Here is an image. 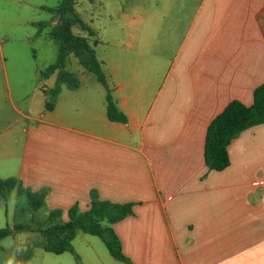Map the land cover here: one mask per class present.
Masks as SVG:
<instances>
[{
    "label": "crops",
    "instance_id": "0c3cea01",
    "mask_svg": "<svg viewBox=\"0 0 264 264\" xmlns=\"http://www.w3.org/2000/svg\"><path fill=\"white\" fill-rule=\"evenodd\" d=\"M17 1L49 16L21 15L22 33L4 17L0 70L32 68L42 99L28 113L14 106L29 122L15 119L17 168L0 179L42 194L59 221L72 206L87 210L92 195L132 204L111 225L124 259L78 227L77 264H264V122L230 142L224 169L203 156L211 120L232 100L249 105L264 81V0H154L122 10L119 35L105 41L75 0L85 28L72 31L93 48L105 85L69 53L78 86L61 83L54 98L56 70L43 75L58 50L47 32L58 16L43 9L54 5ZM108 96L125 121L108 117ZM78 230L105 248L89 239L78 255Z\"/></svg>",
    "mask_w": 264,
    "mask_h": 264
},
{
    "label": "trees",
    "instance_id": "16d2710c",
    "mask_svg": "<svg viewBox=\"0 0 264 264\" xmlns=\"http://www.w3.org/2000/svg\"><path fill=\"white\" fill-rule=\"evenodd\" d=\"M75 0H60L55 6H44L43 9L58 16L55 24L48 26L47 32L58 44L54 63L43 75L46 77L56 70V88L51 92L52 98L61 83L69 88L78 86L77 77L65 68V60L73 53L80 64L96 75L105 85V79L93 48L88 41L73 33L72 26L84 29L80 17L74 11ZM43 26V25H42ZM52 104L46 102V107ZM107 115L112 120L125 121L108 96ZM264 122V81L257 85L252 93V102L246 105L238 100L230 101L209 123L204 138V162L210 170L220 171L229 165L227 147L230 142L243 130ZM17 188L19 195H25L28 205L37 209L44 204V196L22 188L14 178L0 179V194L5 198L10 190ZM131 203H115L100 200L92 195L89 208L80 211L77 206L68 210V219L59 221L60 211L53 209L47 217V225L39 226L36 230L44 237L43 248L56 254L73 252L71 239L75 229L95 234L101 238L110 253L119 259H124L120 250L119 240L112 229V224L121 220L131 212ZM31 229L28 225L14 223L12 226L0 228V240L14 231Z\"/></svg>",
    "mask_w": 264,
    "mask_h": 264
},
{
    "label": "rangeland",
    "instance_id": "374dc122",
    "mask_svg": "<svg viewBox=\"0 0 264 264\" xmlns=\"http://www.w3.org/2000/svg\"><path fill=\"white\" fill-rule=\"evenodd\" d=\"M51 5H56L60 0H47ZM154 0H77L76 10L84 21L90 22L96 35L102 40L115 38L119 35V13L132 6L147 5ZM21 11L19 14L18 11ZM12 17V31L22 33L23 21L21 15H35L26 9L25 5L17 0H0V31L8 28L4 20L6 15ZM48 13L40 12L35 15L38 19H46ZM52 44V45H51ZM55 44V45H54ZM53 48L56 43H49ZM8 60V58H7ZM55 60V58H54ZM23 60H20L21 63ZM7 74L0 70V178L6 177L17 168L16 152L21 150L23 135H10L15 129V119L27 124L29 120L15 110L14 106L21 108L22 113H28V108L40 103L42 96L38 89L37 78L33 79L32 68L19 64L20 69H11L14 63L5 62ZM1 67V66H0ZM15 139V140H14ZM47 204L33 209L24 196L16 197L12 190L6 199L0 194V228L12 226L14 223L28 225L31 229L14 231L0 240V264H77L73 255L69 252L53 253L43 248L44 237L36 230L37 227L47 225ZM89 239L95 240L103 248V243L97 236L88 235L81 230L77 231L74 238V249L81 255L83 248L87 247ZM80 257V256H79Z\"/></svg>",
    "mask_w": 264,
    "mask_h": 264
}]
</instances>
